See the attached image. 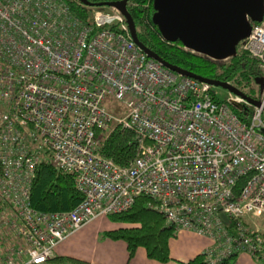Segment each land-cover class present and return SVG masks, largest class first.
Here are the masks:
<instances>
[{
  "label": "built area",
  "instance_id": "1",
  "mask_svg": "<svg viewBox=\"0 0 264 264\" xmlns=\"http://www.w3.org/2000/svg\"><path fill=\"white\" fill-rule=\"evenodd\" d=\"M91 17H76L66 0H0V264H48L66 238L140 197L176 233L210 241L205 264L262 254L244 222L264 216V80L241 121L245 102L219 100L209 84L149 59L117 10ZM236 51L264 72V17ZM108 96L126 103L125 118L106 112ZM113 121L137 141L126 167L99 152ZM41 164L73 177L82 199L72 210L31 206Z\"/></svg>",
  "mask_w": 264,
  "mask_h": 264
},
{
  "label": "trees",
  "instance_id": "2",
  "mask_svg": "<svg viewBox=\"0 0 264 264\" xmlns=\"http://www.w3.org/2000/svg\"><path fill=\"white\" fill-rule=\"evenodd\" d=\"M72 13L90 24L92 21L89 8L75 0H66ZM90 3H103L115 0H87ZM127 10L135 24L138 40L163 61L195 76L227 83L246 96L257 99L259 81L264 80V72L258 63L246 54L236 53V56L226 62H215L203 56L184 50L177 43L165 42L151 23L153 14L152 0H130ZM224 101V100H223ZM251 106L243 104L242 111H236L241 121H248ZM264 120V116H263ZM137 141L132 132L114 127L104 140L100 154L111 159L117 166L126 167L136 156ZM244 180L238 186H242ZM82 197L77 192L74 179L71 175L57 171L50 164H41L31 185L30 204L41 212H61L72 210L81 201ZM152 201L146 197L136 200L133 207L121 214L107 216L111 223L122 224L125 227L104 233V236L126 243L129 259L133 257L138 248H143L147 258L159 263H168L170 259L169 241L176 237L173 227L165 225L163 215L155 210ZM245 223V222H244ZM245 225H247L245 223ZM229 226L228 228H230ZM264 246V234L259 233ZM237 256L222 264H232ZM259 264H264V250L262 254L254 257ZM85 264L72 259L53 256L48 264ZM179 264H205L202 254L188 262Z\"/></svg>",
  "mask_w": 264,
  "mask_h": 264
},
{
  "label": "water",
  "instance_id": "3",
  "mask_svg": "<svg viewBox=\"0 0 264 264\" xmlns=\"http://www.w3.org/2000/svg\"><path fill=\"white\" fill-rule=\"evenodd\" d=\"M75 1L90 8L117 10L124 17L134 44L149 59L168 71L223 89L248 105L258 106L256 99L246 96L237 88L183 71L147 49L137 38L135 24L127 10L129 0L96 4L87 0ZM152 9L151 23L165 42H179L186 51L215 62H226L236 56L237 46L250 35L252 24L263 20L264 0H152ZM262 88L263 79L259 81V90ZM219 218L229 225L224 214H219Z\"/></svg>",
  "mask_w": 264,
  "mask_h": 264
},
{
  "label": "crops",
  "instance_id": "4",
  "mask_svg": "<svg viewBox=\"0 0 264 264\" xmlns=\"http://www.w3.org/2000/svg\"><path fill=\"white\" fill-rule=\"evenodd\" d=\"M123 227L125 226L111 223L106 218L94 220L61 242L55 248L54 256L85 264H163L148 259L143 248H138L133 257L129 259L125 242L99 236L101 232L105 233ZM190 237L195 236L188 231L176 233V237L169 241L171 260L165 264L191 261L210 245L205 237H199L198 240H192ZM232 264L258 263L246 256V253H240Z\"/></svg>",
  "mask_w": 264,
  "mask_h": 264
},
{
  "label": "rangeland",
  "instance_id": "5",
  "mask_svg": "<svg viewBox=\"0 0 264 264\" xmlns=\"http://www.w3.org/2000/svg\"><path fill=\"white\" fill-rule=\"evenodd\" d=\"M90 10L92 8H89ZM105 9V8H102ZM93 10V9H92ZM212 93L215 95V97L219 100H228V99H236V97H234L233 95H231L230 93H228L227 91L220 89V88H215L212 87ZM103 108L106 110V112L114 119L116 120H120L125 118L128 113L130 112L129 108L127 107L125 102L122 101H118L116 99H114L113 97H106L103 104H102ZM116 123L113 121L108 129L102 133V135L100 136V138H98L99 142H102L104 140V138L106 136H108L111 132V130L115 127ZM245 223L247 224L248 227H250L251 229H255L257 230L259 233L264 234V216L259 217V218H252V217H247L245 219ZM100 226V225H99ZM85 227V226H84ZM195 237H190L192 240H198L199 237L204 238L202 236H198L196 234H193ZM100 237L104 236V233L101 232L99 234ZM198 236V237H197ZM102 239V238H101ZM207 241H209L207 239ZM210 242V241H209ZM210 244V243H209ZM246 256H249L251 258H253L251 255L246 253ZM254 259V258H253ZM255 262H257L259 264V262L254 259ZM67 264H72V263H67Z\"/></svg>",
  "mask_w": 264,
  "mask_h": 264
},
{
  "label": "flooded vegetation",
  "instance_id": "6",
  "mask_svg": "<svg viewBox=\"0 0 264 264\" xmlns=\"http://www.w3.org/2000/svg\"><path fill=\"white\" fill-rule=\"evenodd\" d=\"M129 1H130V0H129ZM128 3H129V2H128ZM128 3H127V4H128Z\"/></svg>",
  "mask_w": 264,
  "mask_h": 264
}]
</instances>
